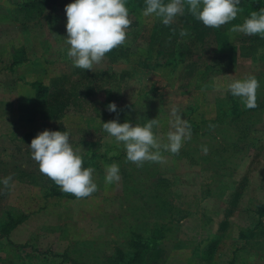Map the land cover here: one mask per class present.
<instances>
[{"label":"rangeland","instance_id":"374dc122","mask_svg":"<svg viewBox=\"0 0 264 264\" xmlns=\"http://www.w3.org/2000/svg\"><path fill=\"white\" fill-rule=\"evenodd\" d=\"M32 1L0 0V72L5 70L0 73V233L8 215L26 216L8 236L0 234V264H264V108H245L228 92L226 77L255 75L257 105L264 103V48L239 58V40L249 35L230 31L263 8L264 0H241L221 42L193 45L186 30L173 59L163 57L154 43L161 18L145 17L126 0L138 27L127 30L125 43L92 71L74 67L66 55L64 9L74 0L51 6L48 0L41 6ZM3 16L27 21L28 28ZM215 53L228 55L221 74L208 68L206 58ZM15 60L18 65L7 71ZM192 63L203 66L196 64L193 78L186 77ZM103 71L117 78L79 111L69 107L55 118L35 102L33 81L69 86ZM112 102L117 113L107 110ZM174 109L192 136L179 154L162 151L163 163H125L123 145L102 127L117 116L133 126L158 118L153 131L166 143ZM59 121L73 148L81 150L82 167L95 170L98 190L89 197L61 192L31 158L32 139L55 131ZM112 163L119 165L121 180L107 184L105 166ZM10 175L6 188L2 181ZM242 180V194L223 230L231 194Z\"/></svg>","mask_w":264,"mask_h":264},{"label":"clouds","instance_id":"9594fccd","mask_svg":"<svg viewBox=\"0 0 264 264\" xmlns=\"http://www.w3.org/2000/svg\"><path fill=\"white\" fill-rule=\"evenodd\" d=\"M142 15L155 14L161 18L165 26H170L178 15L187 10L195 19L209 28H220L236 20L241 11V0H144ZM67 16L64 45L67 58L76 68L91 70L100 65L114 48L125 43L127 29L131 25L126 0H74L65 6ZM232 33L257 35L264 38V8L250 12L242 24L233 25ZM187 33L180 31V36ZM64 50V49H62ZM225 76V75H224ZM230 77L227 85L232 96L241 99L247 109L257 105L258 79L248 74L243 78ZM110 113H117V105L112 102L107 105ZM170 130L166 143L154 134V126H159L158 118L147 120L143 126L130 122L123 124L117 119L102 123L103 130L118 144H122L126 152L125 163L132 162L142 167L145 162L163 163L165 157L162 151L173 155L179 154L183 143L191 139V127L187 121L172 111ZM31 158L39 165L42 174L50 178L63 193H69L77 199L91 196L98 190L93 180V168H83V157L79 148L74 149L70 143L68 131L44 130L39 132L30 144ZM207 151V148H203ZM115 155V153H113ZM11 175L3 179L7 188ZM121 180L120 168L117 163L105 166V182L118 183Z\"/></svg>","mask_w":264,"mask_h":264},{"label":"trees","instance_id":"16d2710c","mask_svg":"<svg viewBox=\"0 0 264 264\" xmlns=\"http://www.w3.org/2000/svg\"><path fill=\"white\" fill-rule=\"evenodd\" d=\"M137 7L144 9V0H132ZM249 1V0H248ZM36 6H41V0H33ZM49 6L57 5L55 0H48ZM47 6L46 4H43ZM264 8V7H263ZM258 9V8H257ZM138 27L136 21L131 20V25L127 29H135ZM186 31L189 33V38L193 45H203L208 40L214 42H221L227 32V24L221 26L220 28H209L202 24V22L195 19L188 11L183 15H178L176 21H174L170 26H165L163 23L157 25L154 32V43L156 44L157 50L166 59H173L179 50L180 31ZM225 45H221L223 47ZM264 48V38L261 36H245L239 40L238 46V57L242 59H249L258 54L259 49ZM206 59L209 60L208 68L215 69L216 74H221L219 67L225 64L228 59L226 53H215L214 55L208 56ZM18 60L12 62V66L18 64ZM205 63V62H204ZM198 66H203V63H196ZM195 63L191 64V68L188 69L186 77H192L194 73ZM207 67V65H206ZM122 77V76H118ZM117 78L115 74H111L108 71L103 72H93L81 79H76L69 86L65 85H55L53 87H47L42 84L41 81H33L30 86L34 91V99L37 104L43 103L49 114L53 115L55 118H59L69 107H75L77 110H81L83 103L86 99L94 94L101 92H108V86ZM232 105L234 106V112L236 111V101L232 100ZM264 108V103L259 104L254 109H248L249 111H257ZM55 131H65L62 122H58ZM244 187V181L242 180L236 189L232 192L229 200V208L224 215V220L222 223V229H226L227 222L233 208L237 205L239 198L242 194ZM26 220V216L13 217L8 215L5 227L1 230V236H8L11 231H13L17 226L22 224ZM151 246L152 243L147 244ZM140 247V244L134 245ZM138 256V254L136 255Z\"/></svg>","mask_w":264,"mask_h":264},{"label":"crops","instance_id":"0c3cea01","mask_svg":"<svg viewBox=\"0 0 264 264\" xmlns=\"http://www.w3.org/2000/svg\"><path fill=\"white\" fill-rule=\"evenodd\" d=\"M18 12H20L21 14L22 13H24V9H22V8H18V10H17ZM3 18L4 19H7V22H11V23H13V24H17V25H19L21 28H23V29H27L28 28V25H27V21H24V22H21L20 23V21H17V22H15V20H12V18L11 17H9V16H3ZM19 22V23H18ZM24 25V26H22V25ZM11 64H12V62H11ZM18 65V64H17ZM17 65H14V66H12V68H10L9 67V69L7 70V71H12L13 69H14V67L15 66H17ZM11 66V65H10ZM5 70H2L1 72H4ZM0 72V73H1ZM193 78V77H192ZM2 88H5V87H2ZM8 88V87H7ZM5 90H6V92H14L15 90L13 89V88H9V89H6L5 88Z\"/></svg>","mask_w":264,"mask_h":264}]
</instances>
